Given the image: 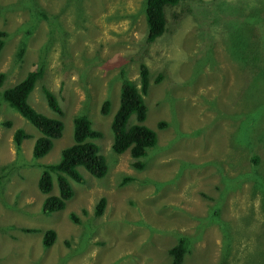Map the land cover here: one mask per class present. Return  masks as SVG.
<instances>
[{
	"label": "rangeland",
	"instance_id": "rangeland-1",
	"mask_svg": "<svg viewBox=\"0 0 264 264\" xmlns=\"http://www.w3.org/2000/svg\"><path fill=\"white\" fill-rule=\"evenodd\" d=\"M209 1H182L176 11H185L178 19L169 12V26L175 30L158 37L145 52L146 0H0V30L8 33L0 52V72L7 76L0 87V173L6 174L0 186L1 263L171 264L160 256V245L152 244L160 239L164 250L184 239L188 246L181 264H256L250 255L263 258L264 201L253 175L264 172V140L256 141L264 115L251 130L250 140L256 136L252 148L232 143L245 119L243 108L260 110L264 101V69L245 88L254 66L244 67L237 46L242 39L252 42L259 2L240 0L249 8L256 5L254 14L219 8L214 17ZM229 1L238 0H225L224 6ZM22 38L26 50L19 58ZM203 52L212 62L204 64ZM135 54L151 70L145 121L158 134L143 169L131 165L129 152L113 151L109 134L122 70L139 85L140 57L131 59ZM91 58L93 65L84 68ZM203 64L197 74L195 68ZM41 67L29 101L54 115L44 95L49 87L64 110L65 129L46 155L34 158L40 132L1 92ZM84 69H89L86 79ZM106 98L110 112L102 114ZM79 113L103 133L95 141L109 171L98 178L80 167L86 183L71 181L75 194L66 207L46 215L42 206L48 194L38 186L39 164L60 160L62 149L73 142V119ZM162 121L164 127L159 126ZM20 127L30 135L18 154L14 136ZM126 174L134 179L121 185ZM52 193H58L56 180ZM102 197L107 201L97 214ZM33 228L38 230H29ZM49 229L56 231V240L44 246Z\"/></svg>",
	"mask_w": 264,
	"mask_h": 264
},
{
	"label": "trees",
	"instance_id": "trees-1",
	"mask_svg": "<svg viewBox=\"0 0 264 264\" xmlns=\"http://www.w3.org/2000/svg\"><path fill=\"white\" fill-rule=\"evenodd\" d=\"M73 1L76 3V0ZM182 1L184 0H146V23L144 24L146 32L143 35L145 52H147L146 48H148V45L154 43L158 37L162 35L164 36V34L171 32V29L175 30V28L170 27L171 22L168 19L169 12L172 13V19L174 21L178 19L179 16L182 15L183 11H185L184 8L180 13L176 11L177 6ZM218 1L219 0L209 1L212 11L215 14L214 17L217 16L216 11L219 10V8L226 12H228L227 10L229 9L238 10L241 14L245 13V10H247L250 14H254L257 10L256 5L249 8L246 1L238 0L240 2L239 4L238 1H229L226 3V6H224L225 0L222 2L221 0L220 2ZM258 2L259 12L258 15L254 17L255 21H258L253 28L252 42H246L244 39H242L243 42L239 41L237 44L239 52H243L242 57L245 61L244 67H248L250 63L252 66H254V72L249 77V80L245 83V88L251 87L254 81L259 78V75L264 69V0H258ZM77 9L80 10L79 7ZM43 15L46 16L47 13L43 12ZM7 34L8 33L6 30H0V52L5 45ZM25 38L21 39L23 41L17 52L19 58H22L26 50V43L24 42ZM250 52L254 55H251ZM206 54L207 53L205 52L202 54V57L205 58L204 64L212 62L210 58H206ZM136 56H138V58L140 57L139 85L125 76L127 74L124 69L122 70L121 73H124L125 77L123 74L118 76V78L122 79L119 103L110 122L109 134L111 136L113 151L118 155L129 152L132 158L131 165L137 169H143L147 165L149 149L157 143L158 134L154 129L148 126L145 121L148 112V105L144 95L148 93L151 84V70L149 66L143 61L144 58L139 54H135L131 57V59ZM84 59H86V56H84ZM93 63V58L85 60L86 66L84 68L93 65ZM204 64L202 68L196 67V71L192 69V72L195 71L197 74H199L201 71H203ZM242 66L243 62L241 63V67ZM88 71L89 69L82 70V79L87 78ZM41 73H43V68L40 70H31L23 77L22 80L15 83L11 87L4 89L3 91L1 90V96L4 98V100L11 107H14L16 110H18L21 115L28 119L40 132V135L36 138L33 147L34 158L46 155L53 148L55 142L54 139L61 138L65 129V124L61 118L43 114L29 101L30 94L35 87L38 76H40ZM161 77L162 75L160 74L156 78V81H160ZM5 78L6 73L0 72V87L4 84ZM196 79H198L197 75ZM196 79L189 78V81L194 82ZM44 95L50 110L54 114H58L60 116L63 115L64 112L56 94L48 87H45ZM110 101L111 100L109 98L103 100L101 106L102 114H108L110 112ZM242 111L244 113L245 119L235 130L232 143L236 147H239L243 144V147L248 145L249 148H252L254 146L253 138L256 136L252 134V140H250V133L252 132L251 130L258 128L257 120H260L264 115V101L260 106V110L243 108ZM9 123L10 122H8V124ZM165 125L166 122H159L160 127H164ZM29 135L30 134L27 133L23 128L20 127L17 129L14 136V141L18 154H20L22 150V141ZM102 136L103 133L93 128L92 121L86 114L79 113L75 115L73 119V142L62 149L60 160L50 164H39V166L41 165L42 167V171L38 179V186L41 192L48 194L42 206L43 213L50 215L56 210L65 208L67 201L75 194L73 185L75 183H86V178L81 174L79 166H83L85 169L89 170L93 176L98 178H103L108 174V164L105 157L100 153V147L98 143L95 141ZM261 139L264 140V129L259 130L256 141H260ZM233 144L232 146L235 148ZM253 158L257 163L259 157L254 154ZM4 175L0 173V186L3 183ZM253 177L256 178V180H254V184L258 183V187L264 201V172L260 174L255 171ZM133 179V176L126 174L123 176L120 184L123 185ZM54 180H56L57 183L58 193L50 194L54 188ZM71 181L73 182V185ZM106 201V197H102L100 199L97 214H101L104 211ZM72 216L76 221H78L74 215ZM29 230L36 231L38 228ZM162 233H164L165 236L169 235L172 237L169 230H165ZM224 239L227 240L226 237H224ZM55 240L56 231L54 229L46 230L43 237L44 246L52 245ZM152 244L160 245L159 254L161 257H163L165 262L171 264H181L185 262L184 256L188 245L185 247L184 239H180L177 244L165 250L163 249L165 244L163 239L156 240ZM126 253L131 255L130 251ZM146 254L149 256L148 260L150 263V253L147 252ZM248 259L254 261L256 264H264V255L263 258L261 256L257 258L256 254L250 255ZM0 264L4 263L0 262ZM219 264L228 263L227 261L222 260Z\"/></svg>",
	"mask_w": 264,
	"mask_h": 264
},
{
	"label": "clouds",
	"instance_id": "clouds-1",
	"mask_svg": "<svg viewBox=\"0 0 264 264\" xmlns=\"http://www.w3.org/2000/svg\"><path fill=\"white\" fill-rule=\"evenodd\" d=\"M2 49H3V48H2ZM121 75H122V74H121ZM6 78H7V76H6ZM6 78H5V79H6ZM38 78H39V76H38ZM38 78H37V80H38ZM119 79H120L121 82H122V79H121V78H119ZM37 80H36V82H37ZM121 82H120V84H121ZM15 83H16V82H15ZM35 85H36V83H35ZM120 86H121V85H120ZM48 88H49V87H48ZM49 89H50V88H49ZM50 90H51V89H50ZM53 92H54V91H53ZM54 93H55V92H54ZM55 94H56V93H55ZM56 96H57V95H56ZM57 98H58V96H57ZM58 100H59V99H58ZM59 102H60V101H59ZM60 104H61V103H60ZM61 106H62V105H61ZM13 108H14V107H13ZM14 109H15V108H14ZM62 109H63V108H62ZM17 111H18V110H17ZM18 112H19V111H18ZM63 112H64V110H63ZM19 113H20V112H19ZM20 114H21V113H20ZM43 114H44V113H43ZM63 114H64V113H63ZM57 115H58V114H54V115H51V116H57ZM61 116H62V115H61ZM61 116L59 115V116H57V117L61 118ZM23 117H24V116H23ZM61 119H62V118H61ZM27 120H28V119H27ZM28 121H29V120H28ZM36 129H37V128H36ZM37 130H38V129H37ZM96 130H97V129H96ZM39 135H40V134H39ZM37 137H38V136H37ZM37 137H36V138H37ZM24 139H25V138H24ZM55 140H56V139H54V141H55ZM80 167H83V166H79V170H80ZM83 168H84V167H83ZM84 169H85V168H84ZM85 170L89 172V170H87V169H85ZM80 172H81V174L84 176V174L82 173L81 170H80ZM89 173H90V172H89ZM85 178H86V177H85ZM73 196H74V195H73ZM217 213H218V212H217ZM224 237H225V236H224ZM224 237H223V239H222L223 242L228 244L229 240H228V239L225 240ZM226 238H227V237H226ZM185 256H186V255H185ZM185 256H184V257H185ZM221 261H222V260H221ZM221 261H220V262H221Z\"/></svg>",
	"mask_w": 264,
	"mask_h": 264
}]
</instances>
